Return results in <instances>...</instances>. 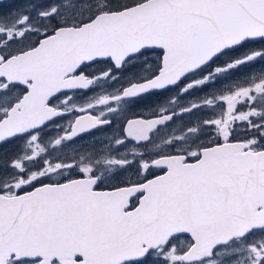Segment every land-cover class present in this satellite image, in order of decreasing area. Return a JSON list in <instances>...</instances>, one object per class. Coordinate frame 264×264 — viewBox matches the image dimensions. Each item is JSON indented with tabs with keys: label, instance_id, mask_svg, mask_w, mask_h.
Here are the masks:
<instances>
[{
	"label": "snow or ice",
	"instance_id": "obj_1",
	"mask_svg": "<svg viewBox=\"0 0 264 264\" xmlns=\"http://www.w3.org/2000/svg\"><path fill=\"white\" fill-rule=\"evenodd\" d=\"M0 264H264V0H13Z\"/></svg>",
	"mask_w": 264,
	"mask_h": 264
},
{
	"label": "flooded vegetation",
	"instance_id": "obj_2",
	"mask_svg": "<svg viewBox=\"0 0 264 264\" xmlns=\"http://www.w3.org/2000/svg\"><path fill=\"white\" fill-rule=\"evenodd\" d=\"M12 2L13 0H0V14L7 12Z\"/></svg>",
	"mask_w": 264,
	"mask_h": 264
}]
</instances>
